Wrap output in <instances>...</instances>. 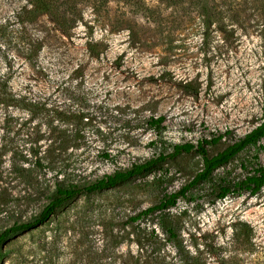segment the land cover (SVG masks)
<instances>
[{"label":"rangeland","instance_id":"374dc122","mask_svg":"<svg viewBox=\"0 0 264 264\" xmlns=\"http://www.w3.org/2000/svg\"><path fill=\"white\" fill-rule=\"evenodd\" d=\"M144 1L158 19L115 2L101 14L85 9L66 35L48 16L36 18L27 0H0V99L11 100L0 103V149H7L0 162L14 178L0 186L18 199L15 212L0 217V231L39 214L47 199L38 189L47 194L56 179L93 182L175 145L222 137L206 146L214 156L261 123L264 0L232 12L218 0L224 14L208 27L181 9L171 13L158 0ZM160 117V127L150 124ZM259 163L264 142L189 190L176 207L136 223L130 219L193 180L200 155L169 159L113 189L84 192L9 241L2 264H135L136 240L153 238V230L166 239L169 226L192 253L211 251L207 264H219L245 224L256 245L248 264H264V189L255 197L217 199L220 186ZM22 166L30 170L29 187L15 173ZM166 249L175 255L171 245Z\"/></svg>","mask_w":264,"mask_h":264},{"label":"trees","instance_id":"16d2710c","mask_svg":"<svg viewBox=\"0 0 264 264\" xmlns=\"http://www.w3.org/2000/svg\"><path fill=\"white\" fill-rule=\"evenodd\" d=\"M32 6V14L38 18L40 16H48L50 20L60 28V30L69 35L81 21L85 9L91 8L97 14L105 12L112 3H119L129 13L142 15H157L156 10L149 8L144 0H27ZM165 10L175 13L182 10L188 16H198L202 18L203 23L207 27L211 22L216 21L224 14L219 10L218 0H158ZM228 6V12L236 11V8L249 5L250 0H225ZM169 15V17H171ZM191 85H186L189 89ZM192 90V89H189ZM11 100L8 97L0 99V103L7 104ZM31 106V105H30ZM33 106V110L36 109ZM30 110V108H29ZM165 121L164 117L152 119L151 125L160 127ZM222 139L218 137L210 141L203 140L198 145L190 143L175 145L171 153L162 154L158 157H153L145 162L133 165L131 168L124 171H117L113 174L96 179L88 183H65L56 179L52 186H48V193L43 188L38 189L43 193V197L47 199V203L39 214L31 217L27 221H15L12 225L0 231V264H2L6 257L7 251L5 247L12 239L36 230L44 225L56 213V211L64 207L68 202L74 200L77 196L84 192H103L109 189L116 188L131 180L151 173L162 163L169 159H174L184 154L197 153L203 159L202 169L197 172L193 180L183 187L180 191L167 195L159 204L152 206L140 214L130 219L131 223H136L144 217H149L156 213H165L171 208L177 206L181 198H185L189 190L199 186L201 183L208 181L214 173L220 168L228 165L236 159L241 153L249 148L256 147L258 144L264 142V114L261 123L251 130L249 133L226 147L224 150L214 156H209L207 147L210 144H216ZM7 152V149H0V157ZM2 163L0 162V182L4 184L9 178H13L10 174H5L1 171ZM246 169V168H245ZM29 169L21 167L15 173L19 178H22L29 187ZM14 173V172H12ZM6 178V180H5ZM5 180V181H4ZM14 181V178L12 179ZM39 185V184H38ZM53 189V190H52ZM264 189V165L259 163L254 167L252 172H247L246 175L232 183H225L217 190V199L224 200L231 194L244 195L248 194L250 197L257 196ZM39 192V193H40ZM32 194H29V196ZM16 195L10 191L8 187L0 186V217L5 214L15 212V207L18 199ZM30 198L24 196L23 200L30 201ZM29 203V202H27ZM245 229L235 231L233 235V242L225 251V255L220 257L219 264H248V259L256 251V245L253 239V229L248 225H244ZM167 238L162 239L153 230L150 234L153 238H140L136 240L140 252L135 259V264H207V254H212L211 251L206 252L204 249L200 251L197 249L194 253L188 249L184 243L182 236L178 234L174 227L169 226L166 229ZM171 245L175 250V255L166 247ZM206 254V255H205Z\"/></svg>","mask_w":264,"mask_h":264}]
</instances>
